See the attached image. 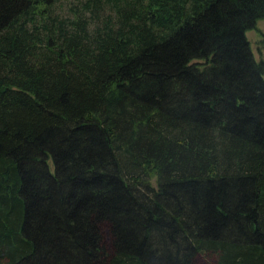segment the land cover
Returning <instances> with one entry per match:
<instances>
[{"label": "trees", "instance_id": "16d2710c", "mask_svg": "<svg viewBox=\"0 0 264 264\" xmlns=\"http://www.w3.org/2000/svg\"><path fill=\"white\" fill-rule=\"evenodd\" d=\"M0 0V264H264V0Z\"/></svg>", "mask_w": 264, "mask_h": 264}, {"label": "rangeland", "instance_id": "374dc122", "mask_svg": "<svg viewBox=\"0 0 264 264\" xmlns=\"http://www.w3.org/2000/svg\"><path fill=\"white\" fill-rule=\"evenodd\" d=\"M75 1L76 0H59L58 9L62 13H68V4L73 3ZM246 37L250 42L254 58L257 61L264 63V18L259 19L256 22L255 27L246 32ZM195 264H210V261L207 260L205 257L200 256L196 259Z\"/></svg>", "mask_w": 264, "mask_h": 264}]
</instances>
